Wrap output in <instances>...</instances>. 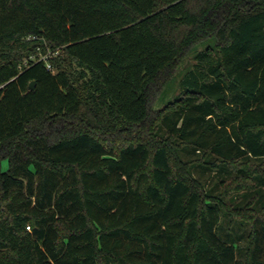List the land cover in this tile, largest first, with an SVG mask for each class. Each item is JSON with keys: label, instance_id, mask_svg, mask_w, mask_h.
<instances>
[{"label": "trees", "instance_id": "trees-1", "mask_svg": "<svg viewBox=\"0 0 264 264\" xmlns=\"http://www.w3.org/2000/svg\"><path fill=\"white\" fill-rule=\"evenodd\" d=\"M0 264H264V0H0Z\"/></svg>", "mask_w": 264, "mask_h": 264}, {"label": "rangeland", "instance_id": "rangeland-1", "mask_svg": "<svg viewBox=\"0 0 264 264\" xmlns=\"http://www.w3.org/2000/svg\"><path fill=\"white\" fill-rule=\"evenodd\" d=\"M192 61H193V59L189 60V62H192ZM185 65H187V63ZM173 91H174V88L172 89V87H171L168 91L164 92L161 95V97L158 99L155 107L159 108V107L163 106L167 100L172 99L174 96ZM3 166H4V168H7L8 159L3 160ZM194 170H195L196 175H198L205 182L207 187L214 188V191L220 190V188H221V182L219 181V176H220L219 173L220 172L217 169H212L211 171L208 170L207 173L201 171V169L197 170V168H195ZM227 176H228V173L225 177H227ZM254 191H255V189L254 190L251 189V190H247V191H238V192L234 193V196L232 199L234 200V203H236L238 205H244ZM259 205H260V203H259ZM246 226H247V228L245 230L246 231L245 235L250 231L249 230L250 225L246 224Z\"/></svg>", "mask_w": 264, "mask_h": 264}, {"label": "built area", "instance_id": "built-area-1", "mask_svg": "<svg viewBox=\"0 0 264 264\" xmlns=\"http://www.w3.org/2000/svg\"><path fill=\"white\" fill-rule=\"evenodd\" d=\"M40 59L41 58H47V54H41V56L39 57ZM48 65L51 66V64L48 62Z\"/></svg>", "mask_w": 264, "mask_h": 264}, {"label": "water", "instance_id": "water-1", "mask_svg": "<svg viewBox=\"0 0 264 264\" xmlns=\"http://www.w3.org/2000/svg\"><path fill=\"white\" fill-rule=\"evenodd\" d=\"M35 83H36L35 80H33V81L31 82V88H33V87L35 86Z\"/></svg>", "mask_w": 264, "mask_h": 264}]
</instances>
